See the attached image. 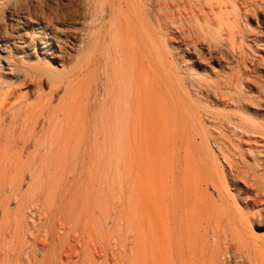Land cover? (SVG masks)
<instances>
[{
	"label": "bare ground",
	"instance_id": "bare-ground-1",
	"mask_svg": "<svg viewBox=\"0 0 264 264\" xmlns=\"http://www.w3.org/2000/svg\"><path fill=\"white\" fill-rule=\"evenodd\" d=\"M261 13L264 0H0V154L17 132L34 138L35 149L30 154L24 143L21 153L32 171L29 190L10 184L16 209L0 200V264H112L109 251L117 256L113 264H264V235L254 231L264 228V147L235 152L222 140L217 153L210 150L207 133L192 129L186 112L195 115V102L206 103L209 93L204 98L200 84L193 99L182 78H172L175 51L216 59L222 47L239 46V23ZM83 69L94 80L103 73L101 99L118 98L117 121L109 111L95 118L93 136L78 129L72 142L70 123H46L43 87L68 89ZM142 73L148 83L157 77L167 84L177 108L184 146L171 147L166 180L143 186L139 213L126 218L111 212L107 199L89 197L87 187L79 191L84 197H67L74 186L61 188L52 178L45 195L47 165L56 172L67 166L74 181L95 167L107 178L113 150L129 151L130 132L139 129ZM232 117L221 122L241 135L257 126Z\"/></svg>",
	"mask_w": 264,
	"mask_h": 264
},
{
	"label": "rangeland",
	"instance_id": "rangeland-1",
	"mask_svg": "<svg viewBox=\"0 0 264 264\" xmlns=\"http://www.w3.org/2000/svg\"><path fill=\"white\" fill-rule=\"evenodd\" d=\"M263 16L264 13H261L257 17L251 16L246 24L239 23V46L235 47L234 50L222 47L223 54H218L215 57L216 59H208V56H206V60H200L197 58V53L186 51L182 53L178 50L175 51V56L172 59L173 67L177 73H173L172 78L178 79V77H181V81H183L185 88L193 99L196 97V88L198 90L200 84L204 86V98L205 94L209 93L206 103L195 102V115L189 108L186 112L192 129H203L207 133L206 146L215 153L218 151V146H221L222 140L231 145L235 152L248 151L247 149L250 147H264ZM201 42L203 55H208V41L202 40ZM99 75V80H94L93 74L86 70L84 73L83 69L77 75L75 85L70 86L68 89H66L64 83H58L54 86L47 84L43 87V93L48 95L51 103L48 102V105L45 106V100L41 108L45 107L46 123L53 119H62L64 124L70 123V126H65L67 131L74 133L81 129L83 136L88 134L93 136L95 118L107 117L109 111H111L110 121L115 124L117 121L115 114L118 98L113 99V102L101 99V86L104 75L103 73H99ZM142 76L144 87L139 104L141 110L138 118L139 129L130 132L131 146L128 152L118 149L113 150L108 177L105 178L103 169L95 167L91 174L86 171L82 179L76 178L74 181L70 177L67 166L56 172L50 165H47L43 181L46 188L45 195L49 194L52 178L58 181L61 188L64 185H67L66 187L74 186V190L66 194L67 197L72 195L84 197L81 194L85 193L87 187L89 197L94 200L107 199L110 203V211L126 218L130 213L136 215L139 213L143 198V186L153 184L155 181H160L161 184L162 180H166L161 177L164 172L168 173L170 169L168 160L175 153L171 147L178 149L184 146L181 142V133L176 130L178 126L175 125L174 120V116L177 115V108L170 93L171 89L167 84H162L157 77L151 78L148 83L149 77L145 73H142ZM32 101L36 102L35 97ZM9 103L14 104L15 108H19L22 104L20 99H10ZM73 104H75L74 107ZM235 104L240 105L242 110H237ZM185 105H189V102L186 101ZM235 114L246 116L257 126L248 133L241 135V131H236L233 124L226 125L221 122V120L227 122L228 118ZM170 116L174 122L170 120ZM5 119L8 122L10 116ZM52 126L50 129L48 128L50 134ZM170 130H174L173 136L170 135ZM76 137H78V134L75 135L74 133L71 141L75 142ZM91 139L89 138V140ZM33 141L34 138L28 134L17 132V135L16 133L11 134L8 144L2 143L0 154V200H6L7 209L11 212L16 209L17 203L14 200L15 197L11 194L10 184L15 183L17 190L25 193L29 190L33 181L32 171L26 163V156L21 154L24 153L22 152L24 151V143L31 148L28 150L30 154L35 151ZM92 142L93 140L90 143ZM200 143L201 140L197 139L196 145L201 146ZM160 167L164 168V171ZM230 191L233 192H231V195L235 197V201L238 203L233 188L230 187ZM262 197H264V194ZM94 212L98 214L99 209L94 208ZM254 231L264 235V228H254ZM109 253L112 260L110 261L113 264V261L117 260V256L113 255L111 251Z\"/></svg>",
	"mask_w": 264,
	"mask_h": 264
}]
</instances>
